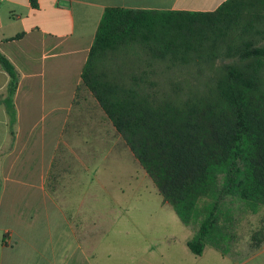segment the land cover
Returning a JSON list of instances; mask_svg holds the SVG:
<instances>
[{"label": "trees", "instance_id": "16d2710c", "mask_svg": "<svg viewBox=\"0 0 264 264\" xmlns=\"http://www.w3.org/2000/svg\"><path fill=\"white\" fill-rule=\"evenodd\" d=\"M162 64L213 71L197 74L203 91L165 92L152 77ZM0 66L12 124L18 74L1 52ZM80 77L163 202L196 225L188 249L235 253L228 204L264 207V0H225L211 11L107 7ZM251 240L248 251L261 247Z\"/></svg>", "mask_w": 264, "mask_h": 264}, {"label": "crops", "instance_id": "0c3cea01", "mask_svg": "<svg viewBox=\"0 0 264 264\" xmlns=\"http://www.w3.org/2000/svg\"><path fill=\"white\" fill-rule=\"evenodd\" d=\"M36 1L0 0V52L18 74L10 124L0 66V264H172L140 228L135 192L111 180L124 139L80 74L107 7L211 11L225 0Z\"/></svg>", "mask_w": 264, "mask_h": 264}, {"label": "rangeland", "instance_id": "374dc122", "mask_svg": "<svg viewBox=\"0 0 264 264\" xmlns=\"http://www.w3.org/2000/svg\"><path fill=\"white\" fill-rule=\"evenodd\" d=\"M219 64L217 61L214 65ZM201 70L202 72H199L198 68L189 66L165 67L162 64L156 69V74L152 75L161 82L160 86L154 89L165 92H173L174 89L180 94L189 90L203 91L206 88L202 83H198V79L206 78L213 70H210L209 66H202ZM199 73L203 76L197 77ZM123 142L121 139L120 143L114 145L110 155L111 180L124 184L128 194L135 192L134 196L139 199L137 208L138 214L141 215L138 219L140 228L147 235L146 239L157 240L161 248L165 247L172 264H233L251 254L253 257L247 264H264V251L257 253L264 245V207L252 213L244 210L239 202L229 203L237 236L233 246L235 253L222 254L212 246L206 245L201 255H195L189 251L186 243L194 235L196 225L182 223L169 204L161 203L162 197L156 186ZM252 236L256 240H262L261 247L248 251Z\"/></svg>", "mask_w": 264, "mask_h": 264}]
</instances>
